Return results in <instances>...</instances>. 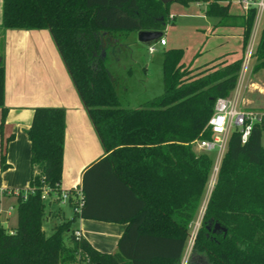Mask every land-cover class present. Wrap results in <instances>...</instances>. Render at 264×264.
I'll use <instances>...</instances> for the list:
<instances>
[{"label": "trees", "instance_id": "obj_1", "mask_svg": "<svg viewBox=\"0 0 264 264\" xmlns=\"http://www.w3.org/2000/svg\"><path fill=\"white\" fill-rule=\"evenodd\" d=\"M169 3L3 0L4 27L50 28L106 152L84 172L81 211L47 233L42 193L46 185L62 192L66 108H35L27 129L32 164L28 195L18 197L15 228L0 224V264H78L85 259L93 264H181L214 163L213 154L198 150L193 141L213 137L208 120L216 99L237 86L244 52L230 61L192 68L182 62L183 48H167L164 90L137 107L124 105L106 47L122 33H163ZM229 6L213 1L208 13L226 15ZM254 20L251 9L244 23V50ZM252 57L257 59L254 70L264 67V23ZM4 94L1 61L0 133L9 110ZM263 128L264 123H256L245 142L238 130L231 132L187 264H264ZM1 164L8 166L4 152ZM81 216L127 222L118 250L104 251L85 236L77 238L72 224ZM217 222L222 227L214 229Z\"/></svg>", "mask_w": 264, "mask_h": 264}, {"label": "crops", "instance_id": "obj_2", "mask_svg": "<svg viewBox=\"0 0 264 264\" xmlns=\"http://www.w3.org/2000/svg\"><path fill=\"white\" fill-rule=\"evenodd\" d=\"M213 1L229 4L228 14L223 16L209 14L208 9ZM169 2V19L161 36H166V43L163 44L160 41L161 37L153 42L155 46L160 43L162 47L160 50L155 48L154 51L149 49L151 54L148 62H143L145 70L151 69L152 60L153 62L158 60L163 80L164 50L173 47L183 48L182 62L192 68L220 60L230 61L240 57L243 52L245 54L243 31L248 12L243 11L240 6V10H233L232 1L229 0H169ZM2 19L3 0H0V62L3 61L5 65L4 104L9 108L0 133V183L8 188L25 190L29 187L32 164L31 141L27 129L32 123L37 106L57 105L66 108L61 188L64 190L82 186L85 170L106 151L52 31L50 28H7L2 25ZM263 23L264 21L262 25ZM185 28L195 31L197 37L193 58L190 61L185 58L186 51L183 47V42L188 40V36H179V32L184 31ZM123 35L130 37L133 44L139 45V50H141L142 47L137 42L139 41L138 32L131 31L113 36L111 44L106 47L105 54L107 58L111 53L121 62L119 69L125 77V87L122 88L119 83L118 88L121 93L125 91L127 94L135 70L134 65L139 64L138 61L143 57L135 49L133 54L128 53V50L124 54L122 49L125 42L121 40ZM209 42L211 46L208 45ZM231 42H234L235 46H240V50L231 51ZM133 83L135 85V79ZM250 84L253 86L252 94L244 95L247 105L252 108L264 106V84L256 80L251 81ZM237 86L230 94L236 91ZM258 87L260 90H256ZM149 96L140 99L137 97L135 104L138 105L133 107L152 98ZM1 116L0 106V122ZM11 135L12 137L8 140ZM2 152L6 154L8 163L6 168H2ZM10 197L13 198V196ZM50 197L51 199L56 198L53 193ZM3 198H0V205ZM14 199L17 200L16 197ZM14 199L10 204L15 203ZM53 202V200L50 202L48 215L43 222L47 233H49L48 228H51L52 232L55 223L61 221L49 216L51 209L57 207ZM62 211L65 213L63 208ZM73 214L74 212L68 217H72ZM74 221L75 227H80L83 236L89 239L95 247L109 252L118 250V241L127 226V222L82 216Z\"/></svg>", "mask_w": 264, "mask_h": 264}, {"label": "built area", "instance_id": "obj_3", "mask_svg": "<svg viewBox=\"0 0 264 264\" xmlns=\"http://www.w3.org/2000/svg\"><path fill=\"white\" fill-rule=\"evenodd\" d=\"M233 1V0H229ZM245 12H249L251 9H255V20L251 32L249 42L246 46L244 60L239 76V84L244 78L247 71L252 54L255 48L256 40L263 22L264 17V0H234ZM160 41L166 43L165 37H161ZM156 48L155 43L149 45V49L154 51ZM240 85L237 86L236 91L233 94L219 96L216 99L215 107L212 115L210 116L207 126L213 131L212 138H196L193 143L196 148L201 151L209 152L213 154L214 163L211 169V173L208 179L207 191L211 194L219 172L222 158L224 156L230 134L233 130H238L241 134L243 142L247 141L253 127L256 123H264V108H249L240 105ZM54 194L56 198L62 202H67L73 209V212H80L84 202V192L82 186L72 187L70 189L62 190L61 194H58L52 188L46 185L43 188L42 196L48 200L51 194ZM28 195L27 190L18 188H8L0 183V197L13 196L17 198L22 196L26 198ZM208 202V200H207ZM206 202V204H207ZM18 203V202H17ZM15 207V203H12L8 208H4L0 205V224L4 222L3 212L11 214V210ZM206 207V206H205ZM206 209V208H205ZM205 212V210H204ZM204 214V213H203ZM8 215L6 217H8ZM74 234L77 238L83 236L82 229L80 227L74 228ZM196 234H192L189 238L187 247L190 251L193 248ZM187 249V248H186ZM78 264H93L89 259H85L83 263ZM181 264H187L181 262Z\"/></svg>", "mask_w": 264, "mask_h": 264}, {"label": "rangeland", "instance_id": "obj_4", "mask_svg": "<svg viewBox=\"0 0 264 264\" xmlns=\"http://www.w3.org/2000/svg\"><path fill=\"white\" fill-rule=\"evenodd\" d=\"M231 8L234 10H240L241 8L239 7V5L233 0L232 4H231ZM264 21V19H263ZM188 36V40H185L183 43V47L185 49V58L190 61V59L193 58V53L195 51V43L197 42V37H196V33L195 31H191L189 28H185L184 31L179 32V36ZM166 39V36H163ZM207 39V37H206ZM122 42H125L124 44V48L122 49V51H124V54L126 53V51L128 50V53H132L133 54V50L135 49L136 51H138V53L140 52L141 57H143V59L139 60V64H135L134 65V72L132 74V80L129 84V90L127 91V94L125 91H122L121 95L123 97V104L124 105H131L136 106L138 104L136 103V100L139 98H144L147 95H150L152 97L160 94L163 90H164V84H163V80H162V75H161V70L158 66V60H152V66L150 70H145L143 68V62L147 63L148 59L150 57L151 51L149 50V45L142 43L141 41H137L139 42V44L141 45V50H139V45H135L133 44V40L130 39V37H127L125 35H123L122 37ZM128 40H131L130 42H127ZM210 42H209V44ZM162 47V45L160 43H158L156 45V48L158 50H160ZM207 49V48H205ZM231 51H236V50H240V46H235L234 42H231ZM160 52V51H159ZM239 52V51H238ZM235 53V52H234ZM232 53V54H234ZM137 54V52H136ZM236 55V54H235ZM143 60V61H142ZM106 62L108 64V67L113 71V73L118 77L119 83L121 85L122 88H124L125 86V77L121 74L120 72V65L121 62L118 61V59H115L112 54L110 53L107 58H106ZM219 62V61H217ZM123 63V62H122ZM257 63V59L252 57L249 67L247 69V71L245 72L242 84H241V98H240V105L244 106V107H249L244 99V95H251L252 94V88L253 86L250 84L251 81H258L261 84H264V67L260 68L256 71H254V66ZM214 64H217L216 62ZM71 75V73H70ZM136 80V83L134 85L133 80ZM239 85V83H238ZM256 90H260L259 87ZM149 96V97H150ZM138 97V98H137ZM246 98V97H245ZM251 108V107H249ZM253 108H264V106L261 107H253ZM262 141L264 143V128L262 130ZM210 195L208 193V191L206 190L205 195L203 197L201 206L198 210V214L196 216V218L194 219V221H192L191 223V227H190V236L192 234H195L202 222V218H203V213L205 210V206L207 205L206 202L209 199ZM1 198V197H0ZM14 197H9V196H4L1 205L4 208H8V206L11 203V200H13ZM15 200V199H14ZM52 200L54 201V205L57 206L55 209H51V211L49 212V216L55 217L57 218V220H63V219H67L69 218L68 216L72 215L73 209L70 206L69 203L67 202H62L60 201V199L58 198H53L51 199V197H48V200L45 198L46 201V209L48 210L49 206H50V202H52ZM65 210V213L62 211V208ZM11 214L8 215V213L5 211L3 212V219L4 222L3 224L8 228V230H13L15 228V226L17 225V219H18V215H17V200H15V207L11 210ZM8 215V217H6ZM48 215V213H47ZM54 223V222H53ZM58 222H56L55 224H57ZM72 227L75 228V221H73ZM48 232H51V228H48ZM189 236V238H190ZM188 238V241H189ZM188 244V243H187ZM187 249L184 252L183 255V259L182 262H186L189 260L191 251L189 249V247H186Z\"/></svg>", "mask_w": 264, "mask_h": 264}, {"label": "water", "instance_id": "obj_5", "mask_svg": "<svg viewBox=\"0 0 264 264\" xmlns=\"http://www.w3.org/2000/svg\"><path fill=\"white\" fill-rule=\"evenodd\" d=\"M164 1H169V0H164ZM162 31L160 30H154V29H151V30H147V29H143V30H139L138 31V39L139 41H141L142 43H145V44H151L155 41H157L161 36H162ZM222 225L217 222L215 224V228L214 229H218V228H221ZM225 230L226 228L223 227Z\"/></svg>", "mask_w": 264, "mask_h": 264}]
</instances>
